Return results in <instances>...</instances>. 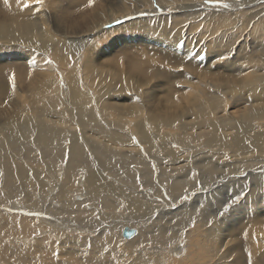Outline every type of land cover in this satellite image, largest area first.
Here are the masks:
<instances>
[{"label":"bare ground","instance_id":"1","mask_svg":"<svg viewBox=\"0 0 264 264\" xmlns=\"http://www.w3.org/2000/svg\"><path fill=\"white\" fill-rule=\"evenodd\" d=\"M124 19L122 49L101 58ZM0 43L22 50L0 54V264L59 246L87 247L78 264H116L120 248L124 264H174L200 231L219 245L203 264H243L238 232L264 237V0H0ZM108 212L129 219L109 223L118 238L77 234ZM37 215L65 222L39 235Z\"/></svg>","mask_w":264,"mask_h":264},{"label":"rangeland","instance_id":"2","mask_svg":"<svg viewBox=\"0 0 264 264\" xmlns=\"http://www.w3.org/2000/svg\"><path fill=\"white\" fill-rule=\"evenodd\" d=\"M223 1L225 2L226 0H223ZM228 1H230V0H228ZM237 7H238V5L234 4V5H231V7H229V8L230 9H236ZM229 8H225V9L229 10ZM129 20L124 19L122 21H119L118 24L117 23H114V25L108 24L107 26L104 27V30L109 29L111 27V31H113V32L111 33L108 31L109 33L108 32L106 33L107 35L109 34L108 39L105 37H101V42L100 41L98 42V40H97V42L100 44V46L98 45L99 48L97 49V53L100 55L101 58H104L103 53H105V52H113L117 48H118V50H120L121 47L119 48L118 47L119 45H117V47H116L113 45V43L116 42L118 39L126 38V35L128 34V30L127 29H120V26L125 25L126 22H128ZM120 23L122 25H119ZM118 26H119V28H118ZM112 27H113V29H112ZM132 33H134V30ZM93 37H95V36H93ZM123 42H124L123 44L125 45L126 42L125 41H123ZM111 44H112V46L107 48ZM123 44H120V45L122 46ZM127 48L129 50L131 49V47H129V45L127 46ZM136 48L137 47H135V49H134L135 51H137ZM23 51H26V50H23ZM3 52L4 53L12 52V54H14L12 57L17 58L18 53H21L22 50L19 48L11 47L10 45H7L6 47H4L0 43V54ZM26 52H27V56H28L27 58H29V59L34 58V54L31 51H26ZM106 56L109 57V55H106ZM13 58H12V60L16 61V59H13ZM18 60H20V59H18ZM25 61L26 60H23L21 62H25ZM0 62H4V60L0 61ZM230 64H232L234 66H238L237 63H230ZM214 70L217 71L216 69H214ZM59 100L63 104L62 98H59ZM239 105H242V103H239ZM231 110H233V108H231ZM174 146L175 145H173L172 147H174ZM176 149H179L181 151V149H183V148L178 146ZM38 150L43 152L41 147ZM197 153H200V152L198 151V152H196V154ZM156 169L157 168L154 167V172L156 171ZM135 171L139 172L137 170H135ZM82 183L83 182H81V183L79 182L80 192L82 194H84L85 196H87L88 195L87 186H83ZM150 191L146 192V190H144L141 193L149 194ZM46 194L49 195V193H47V190L44 189V193H42V196L40 195V200L43 198V195H46ZM169 198H170V196H167L165 200L170 201ZM189 201H190L189 199L185 200V202H189ZM12 203H15V206L12 207L10 204L9 208L14 213H17V212L20 213L19 207L21 206L23 210L26 209L24 214H28V216L31 214L32 216H34V212L32 210L35 208L34 205H37V203L32 202V206L30 207V210L32 213H27V207L22 206L19 200H14ZM45 207H47L46 204H45ZM0 209L5 210L4 207L0 208ZM99 213H102V212L99 211ZM106 214L113 215L114 218H112V220H108L106 222H100L99 227L95 231H84L82 233L78 232L77 234L80 236L98 237L100 234L99 233L100 231H105L108 233L110 238H118L119 237V236H117L118 235V229L115 228L114 225L111 227L110 225H112V224H109V223H114V221H116V220L128 221L129 219L127 216H124L122 218H118V216L114 215L111 212H108ZM128 214H130V212ZM249 214H250V210H249V213L247 214V217L249 216ZM96 215H98V213ZM2 219H3V217L0 214V220H2ZM62 219H65V218H56V217L52 218L51 216H43V215H40V217H39L37 215L36 219L33 220V226L39 232V235H47V234H53V233L56 234L62 226L53 225L54 222H52V221L65 222V221H62ZM246 219H248V218H246ZM238 220H241V218ZM245 221H247V220H245ZM248 221L251 222L250 220H248ZM50 222H52L53 224H51ZM244 222H242L241 224H243ZM68 225H65V228L71 227L70 225L69 226ZM240 225L238 226L239 228L241 227ZM40 228H43V229L41 230ZM44 228H48V230H45ZM131 230H134L135 232L131 231ZM131 230H130V236L129 237L126 234L127 231H124V237L125 238L130 239V238L135 236V233H137V230L134 228H132ZM74 232H76V231H74ZM238 233L241 235H239L238 238L232 240V242L230 244L231 249L235 248V250H236L237 259H238V246H239L240 259H241L243 264H249V253L251 254V257H250L251 261L253 260L256 262V264H259V261L262 258V255L264 253V237H262V236L258 237L257 236L256 240L253 241V244L250 245L247 243V239H251L250 236H247V239H245L244 236H242L241 232H238ZM73 234L74 233L72 231H70V232H66L65 236L73 235ZM65 236L56 237L55 240L57 241V243H59L60 241L65 239ZM242 239L246 240V244H248V245H244L245 244L244 240H243L244 243L242 245ZM118 240L122 244H131V243L136 242L135 241L136 239H132L129 241V240H124V238H123V239H118ZM193 241H194V244L191 245L190 248H186V250L184 252L185 255L182 258H179L178 261H175L174 264H203L206 260H208L210 258L211 255L214 254V252H216L218 250V247H219L218 243H216L215 241H209V240L205 239L204 234L201 231L198 233H195ZM34 243H35V240L28 243V244L33 245ZM10 245L14 246V242H12ZM86 248L87 247H76L73 249H68L64 246H59V247L50 248L49 249L50 251H47V252H38V253H36L35 256H36V259L38 260L39 264H46L48 261H50V257L57 256V255H58L59 259L64 264H78V262L75 261L73 259V257L77 256L79 258V257L85 256L86 252H84V251ZM73 250H77L78 252H72ZM101 252L102 253L106 252L107 256H114L115 255V249L111 250L109 247L107 249L102 250ZM118 252H121L122 256L118 255ZM123 252L126 253V250L121 249V248H120V250L116 251V257H117L116 258V264H124V262L128 260L126 257H124ZM134 254H135V251H134ZM182 255H183V252H181L180 257ZM12 261H14V259H12L9 256V259L6 262H4V264H10Z\"/></svg>","mask_w":264,"mask_h":264},{"label":"snow or ice","instance_id":"3","mask_svg":"<svg viewBox=\"0 0 264 264\" xmlns=\"http://www.w3.org/2000/svg\"><path fill=\"white\" fill-rule=\"evenodd\" d=\"M7 2V0H6ZM33 3L36 4V5H41L43 3V0H33ZM94 3V0H89V6H91V4ZM205 3H208V4H215L217 6L220 5V0H205ZM25 7H29L30 5L29 4H25L24 5ZM224 8H229L231 7V5L229 4H223L222 5ZM13 83H14V76H13ZM229 211V204L228 202H225V205L222 207V211H219V215L223 216L225 213H227ZM251 254L249 253V264H251Z\"/></svg>","mask_w":264,"mask_h":264},{"label":"water","instance_id":"4","mask_svg":"<svg viewBox=\"0 0 264 264\" xmlns=\"http://www.w3.org/2000/svg\"><path fill=\"white\" fill-rule=\"evenodd\" d=\"M131 231H134V230H131ZM135 232V231H134ZM127 236L129 237L130 236V231L129 232H126Z\"/></svg>","mask_w":264,"mask_h":264}]
</instances>
